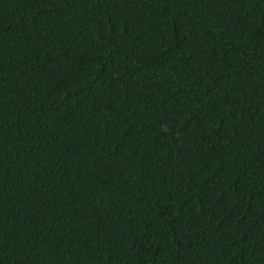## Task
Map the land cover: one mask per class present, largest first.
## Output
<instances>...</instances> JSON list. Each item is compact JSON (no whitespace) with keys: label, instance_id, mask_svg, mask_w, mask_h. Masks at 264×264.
<instances>
[{"label":"trees","instance_id":"16d2710c","mask_svg":"<svg viewBox=\"0 0 264 264\" xmlns=\"http://www.w3.org/2000/svg\"><path fill=\"white\" fill-rule=\"evenodd\" d=\"M0 264H264V0H0Z\"/></svg>","mask_w":264,"mask_h":264}]
</instances>
